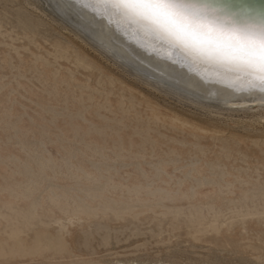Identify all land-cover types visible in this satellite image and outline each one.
<instances>
[{"label":"rangeland","instance_id":"374dc122","mask_svg":"<svg viewBox=\"0 0 264 264\" xmlns=\"http://www.w3.org/2000/svg\"><path fill=\"white\" fill-rule=\"evenodd\" d=\"M81 32L0 0V219L49 224L0 234V264H264V109L165 91ZM57 204L98 215L61 231Z\"/></svg>","mask_w":264,"mask_h":264},{"label":"bare ground","instance_id":"6f19581e","mask_svg":"<svg viewBox=\"0 0 264 264\" xmlns=\"http://www.w3.org/2000/svg\"><path fill=\"white\" fill-rule=\"evenodd\" d=\"M47 1L99 48L134 70L140 78L151 79L153 84L198 100L201 105L212 103L216 106L244 107L256 103L264 109V91L260 90L264 76L258 71L261 61H264V47L259 46L258 40L240 41L239 35L229 29L220 31L218 27L207 25L210 20L203 16L206 14L202 9H185L174 3L172 7L179 15V20L153 12L150 7L152 0ZM193 53L197 55L194 57ZM199 53H206L207 56L200 57ZM245 66H254L257 71L237 70ZM55 206L65 216V219L55 220L61 231H66L68 226L74 225L84 215L92 212L98 215L97 210L84 206ZM40 208L43 206L34 203L31 212L21 214L22 220L0 219V225H3L0 234L20 241L39 225L49 226L37 214ZM133 209L106 208L102 214L114 212L120 219V214ZM49 211H52L51 208Z\"/></svg>","mask_w":264,"mask_h":264},{"label":"snow or ice","instance_id":"6c2138e0","mask_svg":"<svg viewBox=\"0 0 264 264\" xmlns=\"http://www.w3.org/2000/svg\"><path fill=\"white\" fill-rule=\"evenodd\" d=\"M175 0H152L150 7L153 12L171 16L173 19H179V15L174 11L172 5ZM252 10H247V14H251ZM214 16V13H213ZM207 25L218 27L220 31L224 30L225 26H230L229 30L239 35L240 41H259V46L264 47V20L253 22L246 20L243 25H237L233 19H224L222 22L218 18L211 19L206 23ZM236 42L235 40L233 41ZM197 54L193 53L195 57ZM200 57H206V53H199ZM238 71L255 72L257 69L254 66H245L237 69ZM261 76H264V61H261L258 69ZM261 91H264V80L261 81ZM12 117L8 110L5 111V129L10 128V120Z\"/></svg>","mask_w":264,"mask_h":264},{"label":"water","instance_id":"95a60500","mask_svg":"<svg viewBox=\"0 0 264 264\" xmlns=\"http://www.w3.org/2000/svg\"><path fill=\"white\" fill-rule=\"evenodd\" d=\"M175 3L185 9H202L206 15L202 13L201 15L208 20L218 18L222 22L228 18L235 20L237 25H243L246 20L253 22L264 20V0H175ZM249 9L252 10L250 15L247 14ZM229 28L230 26L224 27Z\"/></svg>","mask_w":264,"mask_h":264}]
</instances>
